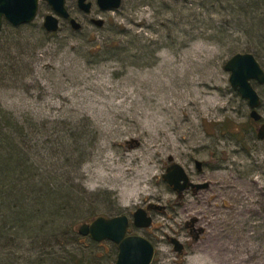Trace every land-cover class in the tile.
Listing matches in <instances>:
<instances>
[{"label":"rangeland","instance_id":"1","mask_svg":"<svg viewBox=\"0 0 264 264\" xmlns=\"http://www.w3.org/2000/svg\"><path fill=\"white\" fill-rule=\"evenodd\" d=\"M88 1L85 15L65 0L78 31L60 20L56 32H45L43 19L53 14L45 0L18 32L2 25V40L14 44L9 56L0 52V69L16 61L23 75L16 88L0 87L2 107L36 121L87 119L97 134L78 170L84 202L58 217L56 239H23L6 264H114V244L81 237L76 227L147 204L165 208L150 214V227L133 230L154 247L151 264H264V140L223 70L237 53L264 68V0L251 7L255 0H122L106 12ZM252 87L264 117V85ZM168 158L209 187L177 197L161 178ZM191 220L203 229L197 240L184 226ZM170 237L182 243V255Z\"/></svg>","mask_w":264,"mask_h":264},{"label":"trees","instance_id":"2","mask_svg":"<svg viewBox=\"0 0 264 264\" xmlns=\"http://www.w3.org/2000/svg\"><path fill=\"white\" fill-rule=\"evenodd\" d=\"M259 1H252L249 7L258 6ZM248 11L247 6L245 13ZM2 39L0 35V52L9 56L14 42L7 36ZM15 45L13 49L26 53L24 46ZM8 66L0 69V87L16 88L23 75L16 61ZM46 133L50 137L41 141L39 136ZM96 135L87 119L79 124L36 121L0 104V264L10 263L8 251L21 249L23 239L38 244L56 239L53 233L61 227L58 217L72 211L75 203L84 202L86 193L78 170L92 156ZM46 227L50 228L47 233ZM38 230L44 236L39 238Z\"/></svg>","mask_w":264,"mask_h":264},{"label":"water","instance_id":"3","mask_svg":"<svg viewBox=\"0 0 264 264\" xmlns=\"http://www.w3.org/2000/svg\"><path fill=\"white\" fill-rule=\"evenodd\" d=\"M50 6L53 14H48L43 19V28L47 33H54L59 28L60 20H68L69 12L65 7V0H45ZM122 0H96V5L101 11L117 10L121 6ZM39 0H0V32L3 23L16 28L22 25L32 23L38 11ZM77 8L87 14L90 12V3L86 0H76ZM93 24L100 28L103 25L101 19L93 20ZM72 30H80V24L73 18L68 20ZM223 70L229 73L228 83L233 91H235L242 100H245L251 109L249 117L255 121L260 119V115L256 109L260 106V98L251 85V81L264 84V71L254 56L249 53H237L231 56L223 65ZM256 138L264 139V124L258 129ZM138 145L137 141H133ZM169 166L162 174V179L168 187L176 193L177 197H182L183 192L188 189L199 191L207 189V182L194 183L185 169L178 163L168 158ZM196 170L201 169V162H194ZM164 209L161 205L149 204L147 209L141 207L135 209L132 214V224L139 229H146L151 226L152 218L147 215L148 210ZM191 223L194 220L190 221ZM129 219L126 215L121 214L113 217L98 216L89 223H83L78 226L77 233L81 237H89L92 241L100 243L108 241L117 248V255L114 264H151L154 256V247L144 237L139 235H127V227ZM203 233L202 228L197 229L196 235L193 237L197 240L199 235ZM170 244L173 251L179 256L183 253V245L176 238H170Z\"/></svg>","mask_w":264,"mask_h":264},{"label":"flooded vegetation","instance_id":"4","mask_svg":"<svg viewBox=\"0 0 264 264\" xmlns=\"http://www.w3.org/2000/svg\"><path fill=\"white\" fill-rule=\"evenodd\" d=\"M86 2H88V3H90V12L89 13H87V14H85V15H89L90 13H91V10H92V4H91V2L90 1H88V0H86ZM96 2V1H95ZM97 6V5H96ZM79 10V9H78ZM68 11V10H67ZM101 11V10H100ZM102 12H106V11H102ZM69 15H70V13H69ZM70 18H72L71 16H69V19ZM68 19V20H69ZM74 19V18H73ZM68 20H63V21H65V22H67L68 23ZM75 20V19H74ZM93 20H97V19H90V22L93 24ZM76 21V20H75ZM69 24V23H68ZM81 28V27H80ZM261 66V65H260ZM262 68V67H261ZM263 69V71H264V68H262ZM252 82H254V81H251V85H252ZM264 85V84H263ZM245 101V100H244ZM246 102V101H245ZM246 104H247V102H246ZM247 106H248V104H247ZM260 106H261V102H260ZM260 106L258 107V109H256V112L260 115V119L258 120V121H255V120H253V119H251L250 117H249V119H250V121L253 123V130H254V134H255V136H257V131H258V129L264 124V117H262L261 116V114L259 113V108H260ZM248 109H249V113H250V111H251V109L248 107ZM264 140V139H263ZM170 164V163H169ZM202 164V163H201ZM169 166V165H168ZM167 166V167H168ZM195 166V165H194ZM166 167V168H167ZM202 170V165H201V169L198 171V172H200ZM189 176V175H188ZM190 178V177H189ZM190 181L191 182H194V183H197V182H195V181H193V180H191L190 179ZM170 188V187H169ZM172 190V189H171ZM175 193V192H174ZM185 193H191V194H195L196 193V191H194V190H192V189H188V190H185L182 194H185ZM176 194V193H175ZM149 206V204H147L146 206H144V207H141V208H143V209H147V207ZM152 212H161V213H165V208L163 209V210H161V211H158V210H148L147 211V215L148 216H150V214L152 213ZM133 214V213H132ZM121 215V214H120ZM125 215V214H124ZM127 217H128V219H129V225H128V227H127V235H136L135 233H133V230H141V229H139V228H136V227H134V225L132 224V215H126ZM151 217V216H150ZM196 224H197V220H194V222L193 223H191V222H185V224H184V226H185V229L187 230V232H188V234L191 236V237H194L195 235H196V233H197V229L198 228H196ZM170 238H173V237H170ZM170 238H168V241H169V243H170ZM183 250H184V246H183Z\"/></svg>","mask_w":264,"mask_h":264}]
</instances>
